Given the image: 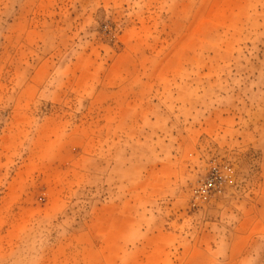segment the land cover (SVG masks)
I'll use <instances>...</instances> for the list:
<instances>
[{"label": "rangeland", "instance_id": "1", "mask_svg": "<svg viewBox=\"0 0 264 264\" xmlns=\"http://www.w3.org/2000/svg\"><path fill=\"white\" fill-rule=\"evenodd\" d=\"M0 264H264V0H0Z\"/></svg>", "mask_w": 264, "mask_h": 264}, {"label": "built area", "instance_id": "2", "mask_svg": "<svg viewBox=\"0 0 264 264\" xmlns=\"http://www.w3.org/2000/svg\"><path fill=\"white\" fill-rule=\"evenodd\" d=\"M223 180V176L217 169H213L211 176L206 179L197 189L196 193L200 195L208 194L216 189L217 183Z\"/></svg>", "mask_w": 264, "mask_h": 264}]
</instances>
